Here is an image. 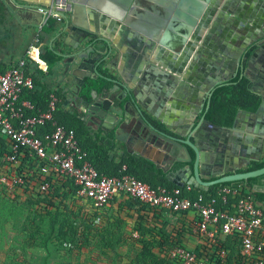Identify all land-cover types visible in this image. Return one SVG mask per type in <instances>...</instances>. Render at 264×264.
Masks as SVG:
<instances>
[{
    "label": "crops",
    "instance_id": "obj_1",
    "mask_svg": "<svg viewBox=\"0 0 264 264\" xmlns=\"http://www.w3.org/2000/svg\"><path fill=\"white\" fill-rule=\"evenodd\" d=\"M17 1L27 5V7L12 10L0 0V66L7 70L14 66L20 58L24 57L32 46L38 47L36 55L41 56L47 43L55 46L56 50L61 49L64 51L72 47L82 49L98 35L107 37L113 43V52L103 64V70L108 75L125 82L131 81L130 84L134 85L137 77H139L136 72V64L143 61L142 65L144 67L148 65L145 56H149V50L145 54L143 52L145 46L143 50L137 49L136 41L138 39L131 36L132 30L136 32H140V30L133 25L124 23V14L121 15V8L112 0L100 1L102 8L106 12L112 13V16L109 15L107 19L100 16L91 17L88 7L86 9L75 8L72 4V11L68 13L70 24L67 25L63 18H51L48 21L54 20L55 24L52 31L44 37H42L44 34L43 28L48 21L44 22L43 14L38 8L49 5L52 0ZM144 1H152L154 3V0ZM227 1L223 0V5ZM257 1L233 0L234 3L229 7L231 11L240 13L243 19L248 17L251 19L245 22L241 20L239 24L233 20L231 21L232 14H228L227 10L218 8L212 20L203 30L200 40L196 42L198 45L192 50L185 70L175 86L167 84L171 81L164 78H161L162 81L160 80L158 87L154 86L161 99L155 97V93L152 91L154 88L151 89V85H143L140 98L148 107V109H144V112L157 126L168 131H184L185 134H188L190 129L199 123L204 114L207 91L211 84L218 79L230 81L241 69L247 68V75L252 79L254 90L258 92L264 90V43L261 42L264 40L260 39L264 36V0ZM156 2L159 8H151V5H139L142 13H144L142 20L145 25L143 28L154 24L158 25L163 18H166L163 15V8H171L170 10L174 17L180 9L181 0H167L163 3H158L156 0ZM253 10H255L254 14H252ZM149 14L155 15L157 23L146 19ZM131 16L138 18L134 14H131ZM150 17L155 19L154 16ZM114 22L117 23L116 27ZM169 23H171L170 20ZM86 34H88L87 37ZM260 42L263 45H259L258 43ZM251 48L253 50L246 59L245 54ZM170 51L175 56L180 55L179 52ZM239 57H241V64L238 63ZM29 61H31L32 67H34L33 64L37 65L34 61ZM55 67L47 68L46 70L40 68L43 75L40 77L43 86L52 92L60 89V83L57 79L59 73ZM184 77L187 78L184 79ZM114 85L116 83H113ZM121 91L122 89L117 90L116 94ZM128 99L129 97H126L124 101ZM62 107L67 111H71L69 105L62 103ZM258 115L263 116L264 112L261 111L258 114L250 115L249 112L242 111L239 115L237 126L233 129H229L233 125L217 128L205 125L192 132L190 139L193 142H195L194 138H198V140H204L205 138L207 139L205 145L216 148L215 151H206L208 158L205 161V165L209 170L222 169L226 171L225 174H230L233 168L239 167L237 170L239 172L240 169L246 168L257 161L252 160L247 166L244 160L246 157H256L260 159L259 161L264 159V142H262V146L256 149L250 148L252 152L248 153V156H241L239 152L233 151V146L236 142L246 138L249 134H253L250 130L256 127L254 121ZM187 126H189V129H186ZM100 130L108 131L97 126L93 127L92 131ZM134 134L132 135L127 129L120 130V133H117L116 128L113 130L115 141L120 146L118 152L126 150L139 154L165 169H172L168 166L169 156L163 154L161 149L145 144L140 138H135L136 133ZM172 134L178 136L174 132ZM188 148L194 154L193 149L191 147ZM221 154H224V157ZM212 172L210 171L211 179L217 178ZM173 174H171V177ZM196 188L199 187L194 186V190ZM245 189L248 192L251 190L264 191V188L259 186H254L253 188L246 186ZM195 191L198 192V190ZM126 198H114V203H117L124 210V213ZM178 215H181L187 222L185 224L187 228L193 226L198 218L194 211L179 213ZM136 233L139 235L137 231ZM184 241L185 246L188 248H195L198 245L197 235L193 231L192 234H185Z\"/></svg>",
    "mask_w": 264,
    "mask_h": 264
},
{
    "label": "water",
    "instance_id": "obj_2",
    "mask_svg": "<svg viewBox=\"0 0 264 264\" xmlns=\"http://www.w3.org/2000/svg\"><path fill=\"white\" fill-rule=\"evenodd\" d=\"M1 1L12 10L27 7V5L17 0ZM69 1L75 8L80 7L86 9L88 7V12L91 17L100 16L107 19L112 14L102 8L101 0ZM112 1L121 8V15L124 14V23L133 25L140 30V32L132 30L131 36L132 38L135 37L138 39L136 41L137 49L143 50L145 46L143 50L145 54L149 50V56H145L148 65L144 67L142 65L143 61L136 64V72L139 74V77H137L136 83L132 85L130 84L131 81L125 82L100 71V66L103 67L104 62L112 54L114 48L112 41L107 39V37L98 35V37L94 38L82 49H77V47H72L64 51L60 49L57 53L62 59L56 63L55 69L59 73L57 79L60 83L61 92L66 98L65 104H68L70 101L74 102L84 113L85 121L100 125L105 130H114L116 128L117 133H120V130L127 129L132 135L136 133L135 138H140L145 144L161 149L163 154L169 156L171 158L170 167L174 163H184L171 177V181L177 186L182 187L185 184H193L195 187L207 190L213 185L247 180L264 174V167L247 172H238L239 167H236L232 169V173L230 174H225L226 171L222 169L216 171L209 170L205 165V161L208 158L206 151H215L216 148L205 145V142H207L205 138L204 140L194 138L195 142L190 139L192 132L198 130L200 126L210 125L214 128L221 127L211 124L205 115L210 107L214 88L227 83V79H218L211 84L207 91L204 114L199 123L191 128L188 134H185L184 131H168L157 126L144 112V109H148V107H146V104L140 98L141 89L144 87L143 85H151V89H153L154 86L158 87L160 80L162 81L161 78L170 80L171 82L167 84L175 86L185 70L192 50L198 45L196 42L200 40L203 30L212 20L218 8L227 10L229 12L228 14H232L231 21L233 20L238 24L241 20L244 22L250 21V17L243 19L240 13L231 11L229 7L234 3L233 0H228L224 5L222 3L223 0H181L180 9L174 17L173 13H171V8H163V15L166 18H163L158 25H146L147 27L143 28L145 25L142 20L144 13H142L139 5H151V8H159L156 0H154V3L152 1L145 2L144 0ZM157 1L158 3H163L167 0ZM255 2L258 1L255 0ZM255 9L259 10L257 8ZM254 13L255 10L252 11V14ZM131 14L137 15L138 18L132 17ZM61 16H63V19L69 25L70 20L68 14L61 13ZM150 16H154L155 19ZM146 19L152 20L153 23L156 21L157 23L155 15L149 14ZM169 20L171 23H169ZM116 26L117 23H115ZM87 36L88 34H86ZM260 39L264 40V36ZM261 42L264 43V41ZM261 42L258 44L263 45ZM170 50L179 52L180 55L175 56ZM238 63L241 64V57H239ZM243 73L247 75V68H244ZM98 76L116 83V85L110 88L105 87L102 92L93 89L90 94H87L85 92L86 78H96ZM120 89L122 91L116 94V91ZM152 91H154L156 98L161 99L155 88ZM259 93L262 96V101L256 111L249 112L250 115L258 114L261 111L264 112V90L259 91ZM126 97H129V99L124 101ZM241 112L242 110L240 109L234 125L229 129L237 126ZM254 125L256 127L250 130L253 134H249V136L239 140L233 146V151L239 152L241 156H248V153L252 152L250 148L256 149L262 146V142H264V115H258L254 121ZM189 126L186 129H189ZM172 132L178 136L172 134ZM188 147L193 149L194 154L191 153ZM221 155L224 157V154ZM244 160L248 166L252 160L259 161L260 159L246 157ZM210 171H213L212 173L217 178L211 179Z\"/></svg>",
    "mask_w": 264,
    "mask_h": 264
},
{
    "label": "built area",
    "instance_id": "obj_3",
    "mask_svg": "<svg viewBox=\"0 0 264 264\" xmlns=\"http://www.w3.org/2000/svg\"><path fill=\"white\" fill-rule=\"evenodd\" d=\"M38 9L47 22L51 18L62 19L61 13H70L72 3L52 0ZM37 50L38 47H30L14 66L0 72V135L10 144V154L4 158L10 173L1 178L7 189L26 184L28 174L20 173L19 167L22 158L28 155L27 171L29 175L40 172L39 191L42 193L51 187L47 178L52 181L71 179L77 187V198L97 210L108 206L115 197H132L178 214L194 211L198 218L192 231L197 235L198 245L195 248L174 246L169 253L173 264H227L226 248L217 251V245L228 238L240 243L243 264H264V210L250 192L240 196L242 185L222 186L215 196L198 193L192 198L183 195L180 186L154 188L130 174H100L80 146L75 130L55 119L60 102L55 92L50 93L45 111L26 115V109L34 108L28 100L19 102L23 89L34 87L32 77L26 74V65L32 60L39 68H48L41 56L36 55ZM48 121L53 130L40 135V128ZM185 187L189 193L194 191L193 184H185ZM230 197H237V201L231 202ZM100 220L97 217L95 222Z\"/></svg>",
    "mask_w": 264,
    "mask_h": 264
},
{
    "label": "trees",
    "instance_id": "obj_4",
    "mask_svg": "<svg viewBox=\"0 0 264 264\" xmlns=\"http://www.w3.org/2000/svg\"><path fill=\"white\" fill-rule=\"evenodd\" d=\"M54 24V20L47 22L43 28L44 34L42 37L52 31ZM252 50L253 48L247 51L245 54L246 59ZM57 51L55 46L46 44L41 54V59L47 63L48 69L53 68L62 59ZM33 66L35 68L32 67L31 61H28L26 74L32 77L34 87L23 89L19 99V102L28 100L34 105L33 109H26V115L28 116L45 111L49 104V95L52 93L51 90H47L43 86L40 78L43 75L40 68L34 64ZM100 70L102 73L107 74L102 66H100ZM5 71L7 69L0 66V72ZM252 84V79L248 75H245L243 69H241L230 81L216 86L211 97L210 107L205 115L206 119L211 124L230 127L234 125L240 109L248 112L256 111L262 101V96L258 91L253 89ZM105 87H113V82L101 76L86 78L85 92L87 94H90L93 89L103 91ZM53 92L58 96L62 94L59 90H53ZM54 117L59 124L75 130L80 146L87 152L88 160L100 174L108 176L130 174L139 180L147 182L154 188L158 186H165L170 189L177 187L171 181V174L175 173L184 163L179 162L171 170H168L145 156L126 150L118 152L120 146L115 141L113 130L93 132L92 128L78 113L65 110L62 107V103L58 104V109L54 113ZM52 130V123L48 121L45 126L40 128L39 134L41 135L44 131L49 132ZM9 154V141L0 135V166H6L4 158ZM28 161L29 157L26 155L22 158V163L19 167L20 173L28 174V176L26 175L28 177L26 178V184L16 186L13 190L16 193L19 190H23V193L27 195L28 201L34 205V208L40 214H50L52 216L51 228L54 229L55 225L58 224L57 237L59 241L66 242L70 245L76 244V246L82 248L89 241L91 225L84 223L82 237H78L81 225L76 220V211L66 203L69 199H72L76 204L83 202L76 196L77 187L73 183V180L52 181V178H47L46 180L51 182V187L48 191L42 193L39 191L41 183L40 172L36 171L33 175H29L27 171ZM124 166H126V169H124ZM262 167H264V159L251 163L248 167L240 169L239 172L252 171ZM6 169L10 173L8 168ZM226 185H242L243 188L240 192V196H242L248 192L245 189L246 186L250 188L254 186L264 188V174L247 180L213 185L207 190L196 188L195 190H198V192L195 190L191 193L187 192L185 185L181 189L183 195L192 198H195L198 193H204L208 197H211L217 195L219 187ZM249 192L264 210V191L251 190ZM230 201L236 202L237 197H230ZM111 203H114V200ZM86 204L90 205L89 203ZM125 206L126 216L135 219V229L139 233V242L141 244V249L136 255L135 261L131 262V264H173L169 256L170 250L176 245L186 247L184 241L185 234H192L193 226L185 227L187 222L181 217L179 227L176 228L172 226L171 221L178 213L169 209L151 206L137 198L127 197ZM91 208L93 209V223L100 224L101 220L99 223H96L95 220L97 217L101 218L100 211L105 209V207L101 210L94 209L92 206ZM70 214L75 217L69 218L68 216ZM61 215L63 216L62 218H60ZM100 235L102 246L111 249H114L122 238V235H114V231L109 229V227ZM77 238H79L78 242L76 241ZM220 243L219 246L217 245V251L219 248H226L227 264H243V255L241 253L240 243L237 240L228 238L226 241L223 240ZM199 248H196V250L199 251Z\"/></svg>",
    "mask_w": 264,
    "mask_h": 264
},
{
    "label": "rangeland",
    "instance_id": "obj_5",
    "mask_svg": "<svg viewBox=\"0 0 264 264\" xmlns=\"http://www.w3.org/2000/svg\"><path fill=\"white\" fill-rule=\"evenodd\" d=\"M6 168L0 166V264H131L135 261L141 249L140 237L134 234L136 222L117 203L101 210V223L94 224L90 205L76 204L72 199L66 202L76 211V220L81 225L78 237H82L84 223L91 225L88 243L79 248L59 241L58 224L52 229V216L40 214L23 190L16 193L7 189L1 179L8 174ZM181 217L177 214L172 226L178 228ZM108 227L114 235H122L114 249L102 246L100 234Z\"/></svg>",
    "mask_w": 264,
    "mask_h": 264
},
{
    "label": "flooded vegetation",
    "instance_id": "obj_6",
    "mask_svg": "<svg viewBox=\"0 0 264 264\" xmlns=\"http://www.w3.org/2000/svg\"><path fill=\"white\" fill-rule=\"evenodd\" d=\"M59 91L61 92V89H59ZM62 93V92H61ZM59 97V100H60V103H63V104H65V100H66V98H65V96L63 95V94H61V96H58ZM66 105H69L70 106V108H71V112H75V113H78L81 117H82V119L84 120V113L80 110V108L79 107H77L75 104H74V102H72V101H70L68 104H66ZM86 123L91 127V128H93V127H102V126H100V125H97V124H95V123H93V122H87L86 121ZM168 166H170V164H171V158L170 157H168ZM177 163H174L172 166H171V168H173L175 165H176Z\"/></svg>",
    "mask_w": 264,
    "mask_h": 264
}]
</instances>
